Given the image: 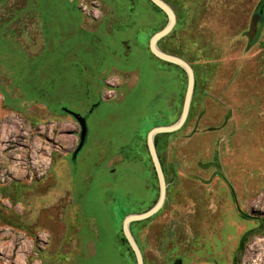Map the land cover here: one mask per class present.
Here are the masks:
<instances>
[{
  "label": "rangeland",
  "instance_id": "obj_1",
  "mask_svg": "<svg viewBox=\"0 0 264 264\" xmlns=\"http://www.w3.org/2000/svg\"><path fill=\"white\" fill-rule=\"evenodd\" d=\"M161 1L175 24L156 45L194 90L154 137L165 200L131 235L143 264H264V25L248 38L264 0ZM156 8L0 0V264H137L123 221L160 195L146 138L179 120L188 83L149 50ZM66 110L86 122L74 158Z\"/></svg>",
  "mask_w": 264,
  "mask_h": 264
},
{
  "label": "water",
  "instance_id": "obj_2",
  "mask_svg": "<svg viewBox=\"0 0 264 264\" xmlns=\"http://www.w3.org/2000/svg\"><path fill=\"white\" fill-rule=\"evenodd\" d=\"M149 1L153 3L156 7H158L162 12H164L166 16L168 17L167 25L161 31L155 33L151 37V40L149 42V50L151 54L155 58L159 59L160 61L180 67L186 73L188 83H187V89H186V94H185L184 103H183V109H182V113H181L179 120L172 126L153 128L148 133L147 138H146L148 152L153 162V165H154V168L157 174L158 182H159L160 195H159L158 201L150 210H148L147 212L143 214H139V215H128L125 217L123 221L122 231L124 234V238L128 242V245L130 246V249L132 250L135 256L137 264H143V259H142V254L140 252V249L138 245L136 244L133 236L131 235L129 224L133 221L147 219L151 217L152 215H154L156 212H158L164 203L165 194H166V184H165L163 172H162V169H161V166H160L157 154H156V150L154 146V137L155 135L159 133H172L182 127L188 115L190 102H191V98H192L193 90H194V73H193L192 68L182 59L168 55L166 53H163L162 51L158 49L156 45V42L160 38L166 36L171 31L172 27L174 26L175 24L174 12L166 3H164L161 0H149ZM66 112H68L69 116H72V118L78 123L80 127L79 143H78L77 149L75 150L73 154V158H74L84 144V140L86 136V122H85V119L81 117L80 115L72 113L67 110ZM173 264H182V262L180 260H176Z\"/></svg>",
  "mask_w": 264,
  "mask_h": 264
},
{
  "label": "trees",
  "instance_id": "obj_3",
  "mask_svg": "<svg viewBox=\"0 0 264 264\" xmlns=\"http://www.w3.org/2000/svg\"><path fill=\"white\" fill-rule=\"evenodd\" d=\"M156 9L159 10L158 8H156ZM159 11L162 12L161 10H159ZM263 25H264V4L261 3V5L258 7V9H256L254 11V13L252 15V20L250 22V28L248 31V38H249L251 44H253L259 38V35H260V32H261ZM168 65H171V64H168ZM177 68H179V67H177ZM181 71L183 72V70H181ZM64 112H66V111H64ZM66 113H68V112H66ZM121 241L124 242L128 246V243L123 236H122ZM128 250L131 251L129 246H128ZM131 253H132V251H131Z\"/></svg>",
  "mask_w": 264,
  "mask_h": 264
},
{
  "label": "crops",
  "instance_id": "obj_4",
  "mask_svg": "<svg viewBox=\"0 0 264 264\" xmlns=\"http://www.w3.org/2000/svg\"><path fill=\"white\" fill-rule=\"evenodd\" d=\"M79 1V3H80V0H78ZM81 9V8H80ZM81 11H82V9H81ZM100 12V11H99ZM104 12V11H103ZM101 16H102V12H100V14L98 15V16H94L93 17V20L92 21H99L100 19H101ZM83 18H84V20H85V22H86V18L84 17V15H83ZM95 19V20H94ZM87 23V22H86ZM155 58V57H154ZM155 59H157V58H155ZM157 60H159V59H157ZM163 62V61H162Z\"/></svg>",
  "mask_w": 264,
  "mask_h": 264
},
{
  "label": "flooded vegetation",
  "instance_id": "obj_5",
  "mask_svg": "<svg viewBox=\"0 0 264 264\" xmlns=\"http://www.w3.org/2000/svg\"><path fill=\"white\" fill-rule=\"evenodd\" d=\"M262 4H264L263 2H262ZM256 10V9H255Z\"/></svg>",
  "mask_w": 264,
  "mask_h": 264
}]
</instances>
